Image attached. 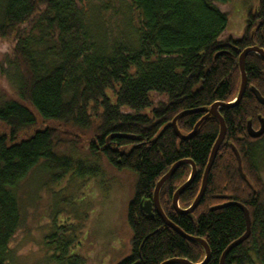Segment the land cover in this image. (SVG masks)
Segmentation results:
<instances>
[{
  "label": "trees",
  "instance_id": "16d2710c",
  "mask_svg": "<svg viewBox=\"0 0 264 264\" xmlns=\"http://www.w3.org/2000/svg\"><path fill=\"white\" fill-rule=\"evenodd\" d=\"M230 1L0 0V42L9 48L0 55V76L15 93L0 104V264H19L11 246L25 225L19 189L31 172L42 165L62 185L96 181L102 159L136 176L125 208L132 249L117 264L203 262L201 244L180 236L158 215L149 216L142 203L153 200L158 182L176 163L192 160L197 176L179 206L193 204L220 124L209 117L188 141L171 124L185 111L204 110L177 122L188 135L215 103L235 101L241 54L252 47L264 50V0L249 11L240 37L227 31ZM245 70L242 101L220 109L227 134L201 205L187 215L173 208L190 165L179 168L160 192L169 220L209 245L208 264H221L224 252L247 231L241 208L215 209L231 202L249 210L251 235L225 264H264V136L248 134L249 122L259 130L264 120V106L251 90L264 97L263 59L249 54ZM39 121L45 128L36 130ZM77 230L52 224L45 244L54 264H88L78 251Z\"/></svg>",
  "mask_w": 264,
  "mask_h": 264
},
{
  "label": "rangeland",
  "instance_id": "374dc122",
  "mask_svg": "<svg viewBox=\"0 0 264 264\" xmlns=\"http://www.w3.org/2000/svg\"><path fill=\"white\" fill-rule=\"evenodd\" d=\"M258 1H230L229 33L239 37L244 34L247 15L256 9ZM7 47V43L0 42V55L9 49ZM12 98L15 99L13 89L0 76V104ZM44 128L39 121L36 130ZM260 156L264 179V154ZM101 163L103 172L96 181L71 179L64 185L56 184L39 165L22 182L19 195L26 221L11 246L19 264H54L45 244L54 222L58 226H76L78 241H81L78 251L88 264H117L131 253L132 236L125 223V208L134 194L136 176L131 172H118L104 159Z\"/></svg>",
  "mask_w": 264,
  "mask_h": 264
},
{
  "label": "water",
  "instance_id": "95a60500",
  "mask_svg": "<svg viewBox=\"0 0 264 264\" xmlns=\"http://www.w3.org/2000/svg\"><path fill=\"white\" fill-rule=\"evenodd\" d=\"M251 53H256L258 54L264 61V50L260 49L258 47H252L249 49H246L240 56V61H239V66H240V71H241V87H240V91L239 94L236 98L235 101H233L232 103H223V102H217L215 103L209 110H207L205 117H203L198 124L195 126L194 130L188 134V135H183L181 134V132L179 131L178 127H177V122L182 119L185 116L191 115V114H195V113H199V112H205L204 110H194V111H185L181 114H179L172 122V128L174 129V132L176 134V136L181 140V141H188L191 140L197 133L198 129L200 128V126L202 125V123L207 120L209 117H214L218 120L219 124H220V134L219 137L212 149L211 152V156L209 159V163L206 167L205 173H204V177H203V182H202V187L200 189V192L197 196V198L195 199V201L193 202V204L186 210H182L179 206V200L181 198V196L187 191V189L193 184V182L196 179L197 176V168L194 164V162L192 160H183L181 162L176 163L170 170L169 172L164 175L162 177V179L158 182L156 188H155V192H154V198L153 200H148V201H144L142 203V209L143 211H145V213H147L149 216L153 217L154 213L153 210H155L156 214L162 219V221L168 226L170 227L172 230H174L175 232H177L180 236H182L183 238H185L186 240L190 241V242H196L201 244L206 252V257L203 260L202 263L200 264H208L209 261L211 260V250L209 248V245L201 238H197V237H192L189 236L187 234H185L177 225H175L171 220H169V218L166 216V214L164 213L161 204H160V192L163 188V186L171 179L173 178V176L176 174V172L179 170V168H181L182 166L185 165H190L192 167V172L191 175L189 177V179L186 181V183H184L174 194L173 196V208L174 210L180 214V215H187V214H191L193 213L202 203L204 196L206 194V190L208 187V183H209V176L210 173L212 171V168L215 164L216 158L218 156V153L220 151L221 146L223 145L225 138H226V134H227V126L225 123V120L223 119L221 113H220V109L223 108H231L234 107L236 105H238L245 93L246 90L248 88V80H247V75H246V70H245V63H246V58L248 57L249 54ZM253 94L255 95V97L257 98L258 102L264 106V97L260 94V92L256 89V88H252L251 89ZM248 134L252 139H259L261 137L264 136V120H261V127L259 130H254L252 127V123L249 122L248 123ZM116 136H114L115 138ZM113 137H110V139H112ZM237 160H238V166H239V171L240 173L243 174V169H242V159L241 156L238 152V150L235 147H232ZM230 206V205H236L239 208L242 209V211L244 212L245 215V219H246V225H247V231L245 233V235H243L240 239H238L237 241H235L234 243H232L228 249L224 252L222 259H221V264H225L226 258L229 255V253L231 251H233L234 248L240 246L241 244H243L245 241H247L251 235V217H250V212L249 210L243 206L242 204L236 203V202H231L228 203L222 207H217L215 209H222L225 206ZM163 264H193L192 262H190L189 260L186 259H172L169 260Z\"/></svg>",
  "mask_w": 264,
  "mask_h": 264
},
{
  "label": "flooded vegetation",
  "instance_id": "af4514ba",
  "mask_svg": "<svg viewBox=\"0 0 264 264\" xmlns=\"http://www.w3.org/2000/svg\"><path fill=\"white\" fill-rule=\"evenodd\" d=\"M227 206H228V205H227ZM144 212H145V211H144ZM153 213H154V216L157 215L156 212H155V210H153Z\"/></svg>",
  "mask_w": 264,
  "mask_h": 264
}]
</instances>
